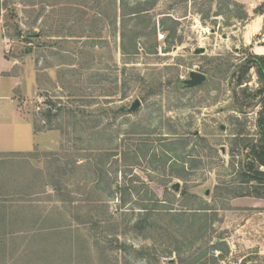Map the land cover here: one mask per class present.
I'll return each instance as SVG.
<instances>
[{"label":"rangeland","instance_id":"rangeland-1","mask_svg":"<svg viewBox=\"0 0 264 264\" xmlns=\"http://www.w3.org/2000/svg\"><path fill=\"white\" fill-rule=\"evenodd\" d=\"M244 15L231 0H0L35 135L16 126L12 141L34 146L0 151V264H42L37 223L64 218L77 251L76 240L125 245L119 264H264V236L249 228L258 213L242 207L258 198L237 197L255 186L239 174L253 163L263 87L241 68L253 56L239 42ZM137 195L167 212L144 234L122 212L141 208Z\"/></svg>","mask_w":264,"mask_h":264},{"label":"trees","instance_id":"trees-1","mask_svg":"<svg viewBox=\"0 0 264 264\" xmlns=\"http://www.w3.org/2000/svg\"><path fill=\"white\" fill-rule=\"evenodd\" d=\"M155 32H156L155 28L151 29V34ZM122 53L123 54L127 53L123 47H122ZM246 62L247 63L243 64L241 68H243L244 72L246 73H248L251 69H254L257 79L260 82V84H263V87L261 90L256 92L257 94L262 95V98L260 100L261 109L258 112V118L256 120V128L259 135V139L256 141V144L245 146V148L249 150V154L253 159V163H251L246 170H244L241 174H239L244 184L255 183V186H251L250 188L251 192L247 194L238 195L237 197H254L258 199H263L264 192L259 191L257 188L258 186L261 187L262 189L264 188V171L260 170L261 168H264V56L253 55L252 57H249V59ZM244 83L246 82L245 81L242 82L241 76L238 77L236 76L237 87L243 86ZM120 109L121 111H124L123 108ZM50 112L51 110L48 111V113ZM144 146L146 147V145ZM148 151L149 149L147 146V152ZM13 155L22 156L25 159L31 157L30 154L21 155L14 153ZM179 161H183V160H179ZM59 168L60 170H62V172H64V167H59ZM177 177L180 178L183 176H177ZM44 185H46V183H44ZM50 187L52 189L54 188L53 191L55 192V194L57 193L58 195H61L63 199V193H62L63 189H61V185L59 182L50 184ZM143 188H145V186ZM106 193H107L106 194L107 199L112 197V191H110V189L107 190ZM139 193L140 191H136V194ZM137 196L138 198H140L139 205H141V208L122 210V212L126 213L125 211H131L133 214H135V216H137L136 221H134V223L131 225L129 230L138 232L140 234H144L151 229L150 221L151 218L153 217L152 213L161 211V210H157L156 208H163L161 212H164L166 209L164 208V204H162L157 199L154 201H149L152 202L153 206L151 207L153 208L151 207L146 208L144 205L148 200L142 198L141 196L139 197V195ZM152 197H154V195H152ZM61 201L65 202L64 200ZM199 210H204V209H199ZM1 214L2 213L0 212V215ZM165 214H167L166 211ZM4 217L5 216L3 215V218ZM61 217L63 216L59 214V218ZM53 221H55V219ZM53 221L51 222L44 220L43 222L37 223V229L33 232L35 234L32 235V236H36L37 233L38 235L39 234L44 235L43 237H40L38 239L39 242L38 257L42 261V264H83L84 262H86V264H119L117 258H115L114 256L116 254V250L119 249L121 251H125L127 249L125 248V245L123 246V244L118 245L119 242L117 239L112 241V240H107V238H104L102 240L103 243H101L99 239L100 243L91 242V244L87 248H84L83 241L76 240V244L80 249L77 251L75 248V242L73 243L72 237L70 235L71 232H67L69 231L70 226L68 222L65 220V218L58 219L56 223H54ZM10 226L12 228L17 227L16 231H13L11 229L10 233L23 232V230L22 231L18 230V226L12 222L10 223ZM27 226L28 224H25L21 226V228ZM43 233H50V234L45 235ZM102 244L106 246H103ZM114 246H116V248H114ZM129 250H130L129 253L126 254L127 256H131L132 254H134L133 256L134 259H140V258L146 259V256L144 255L145 252L143 251L138 252L136 250H133L132 248H130ZM123 264H130V261L127 259H123Z\"/></svg>","mask_w":264,"mask_h":264},{"label":"crops","instance_id":"crops-1","mask_svg":"<svg viewBox=\"0 0 264 264\" xmlns=\"http://www.w3.org/2000/svg\"><path fill=\"white\" fill-rule=\"evenodd\" d=\"M242 6L246 16L245 21L239 24V42L243 47L248 48L250 53L256 56H264V0H231ZM17 62L11 61L4 53V40L0 31V151L25 152L34 146V140L29 143L16 145L9 134L13 137L16 134V126L27 129L33 137L31 123L25 120L20 114L16 91L21 85V79L13 74ZM3 133H8L3 137ZM3 137V138H2ZM15 140V138H14ZM249 203L242 206L244 209L256 210L259 225H250V233H258V237L264 236V200L248 199ZM261 217V218H259ZM260 244V243H259Z\"/></svg>","mask_w":264,"mask_h":264},{"label":"water","instance_id":"water-1","mask_svg":"<svg viewBox=\"0 0 264 264\" xmlns=\"http://www.w3.org/2000/svg\"><path fill=\"white\" fill-rule=\"evenodd\" d=\"M192 81H193V83L194 84H196V85H199L200 83H202L203 82V77L201 76V75H198V74H193L192 76ZM138 103L136 102L133 106H132V108H131V110H134V109H136V108H138ZM176 190H178V186H176Z\"/></svg>","mask_w":264,"mask_h":264},{"label":"built area","instance_id":"built-area-1","mask_svg":"<svg viewBox=\"0 0 264 264\" xmlns=\"http://www.w3.org/2000/svg\"><path fill=\"white\" fill-rule=\"evenodd\" d=\"M4 53L6 54L7 52H6V47L4 48Z\"/></svg>","mask_w":264,"mask_h":264}]
</instances>
